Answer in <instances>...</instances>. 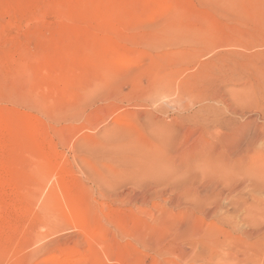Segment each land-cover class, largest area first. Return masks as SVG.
<instances>
[{
    "label": "rangeland",
    "instance_id": "374dc122",
    "mask_svg": "<svg viewBox=\"0 0 264 264\" xmlns=\"http://www.w3.org/2000/svg\"><path fill=\"white\" fill-rule=\"evenodd\" d=\"M263 171L264 0H0V264H264Z\"/></svg>",
    "mask_w": 264,
    "mask_h": 264
},
{
    "label": "bare ground",
    "instance_id": "6f19581e",
    "mask_svg": "<svg viewBox=\"0 0 264 264\" xmlns=\"http://www.w3.org/2000/svg\"><path fill=\"white\" fill-rule=\"evenodd\" d=\"M104 22V21H103ZM226 112H223V114H225ZM229 115H237V113L235 112V111H231L230 113H229ZM230 118L229 117H227V118H225V117H223L222 119H221V122H223L224 124H226L224 127H227V125H229V122H230V120H229ZM243 127L245 128V127H247L245 124L244 125H242V126H240L239 128H235L236 130H235V134H239V133H241V130H240V128L241 129H243ZM238 130V131H237ZM240 130V131H239ZM28 133V132H27ZM160 133V131H158V133L157 134H159ZM153 134L154 135H156V131H153ZM239 136V135H238ZM161 137H162V134H161ZM167 137H168V135H167ZM224 137H225V139H228L226 136H222V139L221 140H224ZM249 137V138H248ZM157 138L160 140V141H158V142H160V143H162V144H164L165 142H166V140L165 141H163L158 135H157ZM28 139V138H27ZM34 139H36V138H34ZM220 138H218V140H219ZM263 139V135H262V133L260 132V131H255L254 133H253V135L250 137V136H247V135H244V136H240V137H238V140H237V142L235 143H233L232 145H229V147H225L224 148V146H220L221 147V149L222 150H219V146H217V144H215V142L214 143H210V144H208V146H209V151H207V155H205L207 158H212L213 156H216L217 155V152H219V154L221 153L222 154V156H224L225 158H228V159H231V158H234V157H236V155H238V156H243V155H246L248 152H249V148L253 145V144H255V143H257V142H259V141H261ZM220 140V141H221ZM42 141V140H41ZM225 141V140H224ZM231 141V140H230ZM37 142V141H36ZM216 142H217V140H216ZM167 143V142H166ZM165 143V144H166ZM223 143V142H222ZM228 143V142H227ZM218 144H219V142H218ZM51 145V144H50ZM137 145V144H136ZM225 145H226V143H225ZM166 146H167V144H166ZM2 147V146H1ZM137 147H139V146H137ZM146 147V146H145ZM147 148V147H146ZM146 148H144L145 149V151L147 150ZM151 148H153V149H156V148H154V147H151ZM143 149V150H144ZM205 149H206V147H205ZM207 149V150H208ZM52 151V150H51ZM157 151H158V149H157ZM206 151V150H205ZM54 154V153H53ZM202 158H203V156H202ZM2 167V166H1ZM260 170H263V168L262 167H260L259 168V170L257 169V171L258 172H262V171H260ZM264 172V171H263ZM264 174V173H263ZM6 176V175H5ZM261 176V175H260ZM264 177V176H263ZM261 178V177H260ZM5 179V178H4ZM6 180V179H5ZM260 180V179H259ZM3 181V180H2ZM4 186V185H3ZM2 202V201H1ZM12 205V204H11ZM246 256V255H245ZM261 256V255H260ZM247 257V256H246ZM262 257V256H261ZM244 258V257H243ZM249 259V258H248ZM263 259H264V256H263ZM243 260V259H242ZM246 261H247V259H246ZM256 262V261H255ZM247 263V262H246Z\"/></svg>",
    "mask_w": 264,
    "mask_h": 264
}]
</instances>
